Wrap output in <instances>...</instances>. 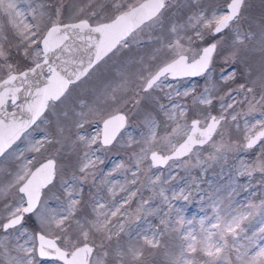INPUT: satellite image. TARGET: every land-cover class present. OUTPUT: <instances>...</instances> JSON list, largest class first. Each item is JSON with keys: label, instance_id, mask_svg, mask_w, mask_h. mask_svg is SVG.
<instances>
[{"label": "snow or ice", "instance_id": "6c2138e0", "mask_svg": "<svg viewBox=\"0 0 264 264\" xmlns=\"http://www.w3.org/2000/svg\"><path fill=\"white\" fill-rule=\"evenodd\" d=\"M0 264H264V0H0Z\"/></svg>", "mask_w": 264, "mask_h": 264}, {"label": "rangeland", "instance_id": "374dc122", "mask_svg": "<svg viewBox=\"0 0 264 264\" xmlns=\"http://www.w3.org/2000/svg\"><path fill=\"white\" fill-rule=\"evenodd\" d=\"M193 211H195V209H193Z\"/></svg>", "mask_w": 264, "mask_h": 264}]
</instances>
